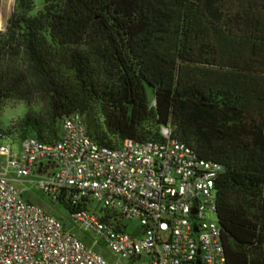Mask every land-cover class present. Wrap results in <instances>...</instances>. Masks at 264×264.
Here are the masks:
<instances>
[{"label":"trees","instance_id":"obj_1","mask_svg":"<svg viewBox=\"0 0 264 264\" xmlns=\"http://www.w3.org/2000/svg\"><path fill=\"white\" fill-rule=\"evenodd\" d=\"M12 101L27 113L0 121V148L57 142L77 117L111 149L162 142L168 127L224 167L215 197L227 264H264V0H15L0 31V108ZM49 198L73 223L96 202Z\"/></svg>","mask_w":264,"mask_h":264},{"label":"built area","instance_id":"obj_2","mask_svg":"<svg viewBox=\"0 0 264 264\" xmlns=\"http://www.w3.org/2000/svg\"><path fill=\"white\" fill-rule=\"evenodd\" d=\"M161 134L162 142L126 140L111 149L95 142L77 117L64 122L57 142L29 138L19 151L2 145L0 264H110L61 221L23 198L15 182L33 176L53 200L69 196L75 203L79 195L91 194L109 214L122 216L115 224L93 210L73 217L75 225L98 238L94 246L103 243L121 259L227 264L215 197L224 167L197 158L172 139L168 127ZM134 222L138 226L130 233Z\"/></svg>","mask_w":264,"mask_h":264},{"label":"rangeland","instance_id":"obj_3","mask_svg":"<svg viewBox=\"0 0 264 264\" xmlns=\"http://www.w3.org/2000/svg\"><path fill=\"white\" fill-rule=\"evenodd\" d=\"M2 2L5 4V6L4 7L0 6V8L2 7L0 9V15H1V20L3 22V27L0 29V31H4L6 29L8 20L10 19L12 15L13 8L15 5V0H2ZM26 113H27V107H26ZM12 123H16V122H12ZM5 125H8V124H5ZM13 150L19 151L20 145L14 146ZM2 160L3 158L0 156V161ZM10 177L12 179H16V174L12 171L10 173ZM38 178L46 180L48 177L40 176ZM36 180H37V177L33 176L30 179L27 178V179H23L22 181L15 182V186L20 190V192L23 194V197L25 198L27 202L40 208L45 213H47V215L53 216L57 218L59 221H61L68 232H70L77 239L83 242L88 248L90 249L95 248L97 252L100 253V255L104 257L108 263L110 264H148V259L146 257H143L141 260H138V261L124 260L118 257L116 254H114L111 250H109L102 243L98 246H94L95 242L98 241V238L92 232L86 230L85 228L75 225L72 222L71 214L67 210V208L60 203L52 201L49 197H47L44 193H42L39 187L35 184ZM90 209L98 212L99 214H102L101 212L102 206L99 204L98 201L92 203L90 205ZM137 226H138V223L134 222L132 224V229L130 230V233H134L135 232L134 228H137Z\"/></svg>","mask_w":264,"mask_h":264},{"label":"clouds","instance_id":"obj_4","mask_svg":"<svg viewBox=\"0 0 264 264\" xmlns=\"http://www.w3.org/2000/svg\"><path fill=\"white\" fill-rule=\"evenodd\" d=\"M41 0H36L37 7L40 6ZM26 115V107L23 101L7 102L0 108V121L5 124L18 122Z\"/></svg>","mask_w":264,"mask_h":264},{"label":"bare ground","instance_id":"obj_5","mask_svg":"<svg viewBox=\"0 0 264 264\" xmlns=\"http://www.w3.org/2000/svg\"><path fill=\"white\" fill-rule=\"evenodd\" d=\"M0 6H2V7H4L5 6V4L2 2V0H0ZM1 7V8H2ZM0 8V9H1ZM3 27V22H2V20H1V15H0V29Z\"/></svg>","mask_w":264,"mask_h":264},{"label":"water","instance_id":"obj_6","mask_svg":"<svg viewBox=\"0 0 264 264\" xmlns=\"http://www.w3.org/2000/svg\"><path fill=\"white\" fill-rule=\"evenodd\" d=\"M217 220H218V216H217Z\"/></svg>","mask_w":264,"mask_h":264}]
</instances>
